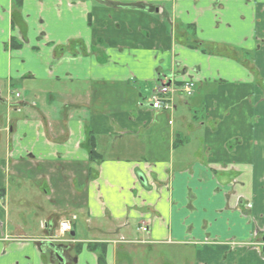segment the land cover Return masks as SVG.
<instances>
[{"label": "crops", "instance_id": "obj_1", "mask_svg": "<svg viewBox=\"0 0 264 264\" xmlns=\"http://www.w3.org/2000/svg\"><path fill=\"white\" fill-rule=\"evenodd\" d=\"M0 195V264H264V0H0Z\"/></svg>", "mask_w": 264, "mask_h": 264}, {"label": "built area", "instance_id": "obj_2", "mask_svg": "<svg viewBox=\"0 0 264 264\" xmlns=\"http://www.w3.org/2000/svg\"><path fill=\"white\" fill-rule=\"evenodd\" d=\"M196 84L193 80H186L182 84V90L183 93L187 96H190L194 93ZM174 92V89H172L167 84H161L154 92V94L151 96V103L152 107L154 109H165V110H172V93ZM0 202H1V196H0ZM76 217L73 216L72 219H75ZM60 231L62 234H65L69 232L72 229V220H64L60 223ZM144 231L147 230V227L143 226L142 228Z\"/></svg>", "mask_w": 264, "mask_h": 264}, {"label": "rangeland", "instance_id": "obj_3", "mask_svg": "<svg viewBox=\"0 0 264 264\" xmlns=\"http://www.w3.org/2000/svg\"><path fill=\"white\" fill-rule=\"evenodd\" d=\"M70 218H66L63 220H68ZM63 220H60L58 224H56V230L59 229V224ZM56 233L58 234V232ZM64 240L67 243V240L69 239ZM191 251V247L179 244L156 245L153 248V253L150 254V260L154 262V264H182L184 259L186 258H188L189 260H193L194 253L193 251Z\"/></svg>", "mask_w": 264, "mask_h": 264}, {"label": "trees", "instance_id": "obj_4", "mask_svg": "<svg viewBox=\"0 0 264 264\" xmlns=\"http://www.w3.org/2000/svg\"><path fill=\"white\" fill-rule=\"evenodd\" d=\"M88 146L91 152V156L94 157L96 155V152L94 150L93 136H88ZM89 247L91 250L97 252L99 264H106V245L104 243H90Z\"/></svg>", "mask_w": 264, "mask_h": 264}, {"label": "flooded vegetation", "instance_id": "obj_5", "mask_svg": "<svg viewBox=\"0 0 264 264\" xmlns=\"http://www.w3.org/2000/svg\"><path fill=\"white\" fill-rule=\"evenodd\" d=\"M264 236V235H263ZM114 243V240H111ZM90 243H96V242H89ZM57 258L58 264H75L77 259L73 258V256L70 254V246L65 244H59L56 245V251L54 252Z\"/></svg>", "mask_w": 264, "mask_h": 264}]
</instances>
